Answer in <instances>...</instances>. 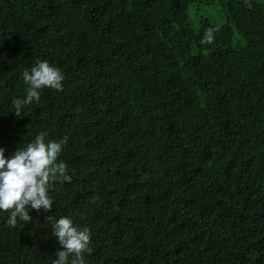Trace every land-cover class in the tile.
Instances as JSON below:
<instances>
[{"label": "trees", "instance_id": "obj_1", "mask_svg": "<svg viewBox=\"0 0 264 264\" xmlns=\"http://www.w3.org/2000/svg\"><path fill=\"white\" fill-rule=\"evenodd\" d=\"M37 60L63 90L17 117ZM42 131L72 179L0 212V264H53L60 217L87 264H264V0H0V148Z\"/></svg>", "mask_w": 264, "mask_h": 264}, {"label": "clouds", "instance_id": "obj_2", "mask_svg": "<svg viewBox=\"0 0 264 264\" xmlns=\"http://www.w3.org/2000/svg\"><path fill=\"white\" fill-rule=\"evenodd\" d=\"M216 31L218 29L211 27L206 29L200 44H212ZM22 78L27 85L26 95L12 101L17 117L28 105L40 102L41 90H63V73L47 60H37L30 70L23 71ZM47 136L46 131L38 133L10 158L5 157V149L0 148V212L9 213L6 223L12 228L17 226L18 219L31 223L33 218L29 212L32 210L51 212L54 199L49 195L50 189L57 182H71L67 163L58 160L68 138L54 141L46 140ZM52 219V216L47 217L48 221ZM52 230L60 248L53 264H87L85 254L92 252L88 227L74 224L71 217H60Z\"/></svg>", "mask_w": 264, "mask_h": 264}, {"label": "rangeland", "instance_id": "obj_3", "mask_svg": "<svg viewBox=\"0 0 264 264\" xmlns=\"http://www.w3.org/2000/svg\"><path fill=\"white\" fill-rule=\"evenodd\" d=\"M257 1H260V2H262L263 0H257Z\"/></svg>", "mask_w": 264, "mask_h": 264}]
</instances>
